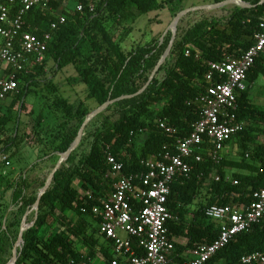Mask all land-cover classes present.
Segmentation results:
<instances>
[{
    "label": "trees",
    "instance_id": "trees-1",
    "mask_svg": "<svg viewBox=\"0 0 264 264\" xmlns=\"http://www.w3.org/2000/svg\"><path fill=\"white\" fill-rule=\"evenodd\" d=\"M167 1L171 0H93L94 12L87 8L76 11L75 7L62 12L66 21L55 30L43 63L19 73L23 86L8 98V104L6 100L1 105L0 131L9 124L12 108L18 101L21 108L24 106L36 77H45V65L50 59L54 61V73L69 65L75 68L77 74L68 77L67 82L84 84L86 99H93L100 105L107 100H113V103L104 110L110 114L99 121L89 149L80 162L55 172L49 188L40 198L33 226L23 232V246L16 264H72L90 261L97 252L102 253L110 264L113 258L107 250L111 242L99 233L100 219L92 213V208L100 205L111 191V180L106 177L109 171L106 149L123 162L124 173L142 172L144 168L140 162L151 155L158 156L165 150L175 152L176 140L188 136L200 118L201 106L193 100L205 83L206 63L221 61L227 55L241 56L253 44L258 23L264 17V2L243 0L251 7L234 6L224 21L205 18L195 22L173 44L170 51L173 60L168 62L166 59L159 66L158 70L164 72L163 77L153 78L141 94L117 100L134 94L140 82L147 80L162 47L160 39L153 38L125 53L113 41L107 23L110 20L117 24L134 22L140 15L162 9ZM57 6L58 3L52 1L50 10H31L25 29L41 36L56 20L54 10ZM260 75L264 76V54L256 58L247 72L246 89L237 99V118L245 126L226 143L234 142L239 146L240 160H226L223 156L219 163H215L207 152L201 151L202 161L191 162L190 176L177 178L170 185L166 205L172 218L166 224L168 235L171 238L174 234H184L189 238L187 246L192 249L198 244H210L218 237V224L205 217L206 207L249 204L253 192L264 187V107L254 102L250 92V87ZM44 88L53 96V109L62 110L64 122L83 119L89 113L83 104L73 108L67 99L59 96V87L53 78L45 79ZM3 109L6 114L2 113ZM159 120H165L173 133L160 129ZM41 122L40 112L35 118L32 133L37 132ZM144 133L146 136L141 141ZM76 135L77 130L74 129L64 132L57 151L65 152ZM18 137L15 120L13 134L0 139V152L12 147L16 150ZM72 159L73 152L67 162ZM226 166L237 170L228 177ZM213 170L218 180L211 178ZM76 179L88 194L79 195L73 186ZM28 181L25 176H19V181L7 180L0 195V204L15 183L19 186L24 208L31 209L38 192L26 195L25 190L32 184ZM201 187L206 188V202L191 211L193 217L189 221V207L194 204ZM58 212L63 220L70 215L65 229L44 234L48 218ZM20 221L21 215L12 216L10 228H19ZM75 240L85 246L84 250L76 248ZM132 246L138 254L142 253L136 240L132 241ZM254 252H264V216L258 223L236 234L204 264H236L242 256Z\"/></svg>",
    "mask_w": 264,
    "mask_h": 264
},
{
    "label": "built area",
    "instance_id": "built-area-1",
    "mask_svg": "<svg viewBox=\"0 0 264 264\" xmlns=\"http://www.w3.org/2000/svg\"><path fill=\"white\" fill-rule=\"evenodd\" d=\"M52 1L59 5L60 0H0V107L17 93L19 73L43 63L55 30L66 21L62 12L56 13V20L41 36L25 29L30 11L50 10ZM85 8L94 12L93 0H76V11ZM262 54L264 17L253 44L241 56L227 55L221 61L206 63L205 83L193 100L201 106L200 118L188 136L176 140L175 152L151 155L140 162L142 172L124 173L123 162L106 149L111 191L92 213L100 219L99 233L111 242L114 258L110 264H204L236 234L264 216V187L253 192L249 204L208 206L204 215L218 224V237L210 244L196 245L190 250L191 258L172 260L175 245L166 226L172 218L166 205L170 185L177 178L190 176L191 162L202 161L201 151L215 163L223 158L225 144L243 128L244 123L237 118V99L246 89L247 72ZM158 127L168 134L174 131L165 120H159ZM133 240L141 254L133 249ZM236 264H264V252L244 255Z\"/></svg>",
    "mask_w": 264,
    "mask_h": 264
},
{
    "label": "rangeland",
    "instance_id": "rangeland-1",
    "mask_svg": "<svg viewBox=\"0 0 264 264\" xmlns=\"http://www.w3.org/2000/svg\"><path fill=\"white\" fill-rule=\"evenodd\" d=\"M216 2V0H171L167 1L162 9L140 15L134 22L131 23L125 21L117 24L115 21L110 20L107 23V28L112 35L113 41H115L125 53L137 46L148 43L153 38L160 39L162 37V41L160 40V46L162 47V52L159 56L160 59L169 46L172 36L173 43L171 48L173 44L179 41L185 31L195 22L205 18L216 19L218 18L216 16L223 17L231 5H227L222 8L202 9L187 13L177 21L175 30L171 31L170 25L176 14L183 9L190 7H201ZM75 5L76 0H60L59 5L54 10V12L55 14L65 11L69 12L74 9ZM170 51L167 56L168 62L173 60L170 57ZM44 70L46 72L45 77H36L35 83L30 86V93L24 100V106L21 108L18 101V104L12 108V115L9 124L4 126L0 131V139L11 136L14 131V124L16 120L19 134L16 142V150L15 147H12L9 150L0 152V195L4 187L7 185L6 181H19V176H25L26 179L29 180L28 182L32 181L31 186L25 190L26 195L39 192L48 175L56 166L59 158L61 157L62 153L57 151V146L60 142L61 135L69 129H74L78 132L84 120L83 118L70 122L63 121L61 117L62 110L53 109V96L49 95L44 88L46 78H53L55 84L59 87V96L67 99L73 108H76V106L81 103L89 112H91L100 105L93 99H86V86L84 84L80 83L71 85L67 82L68 77H73L77 74L75 68L72 65H69L54 73V61L53 59H50L45 65ZM153 70L147 75L148 78L146 81L140 82L139 88L134 94L121 96L117 98V100L134 97L141 94L152 81L151 80L149 84L146 85ZM163 75V70H157L153 78L161 79ZM261 78L262 76L260 75L256 79L255 83L250 87L253 100L258 105L259 80ZM22 86L23 84L21 80H19L17 92ZM144 87L145 89L142 90ZM8 101L9 100L7 99V104ZM40 112L42 114L40 128L36 133H32V127L34 125L35 118ZM2 113L6 114L5 109L2 110ZM107 114H110V112L103 111L87 124L83 131L79 145L73 151L74 159H72L71 162H67V160L63 161L59 168L75 166L80 162L82 156L89 149L90 143L92 141V134L95 128L102 117ZM244 126L245 124L243 125V128ZM145 136V133L142 134L140 140L142 141ZM231 145L232 146L229 151L224 154V158L226 160H240L239 153L241 150L239 146L236 143ZM245 159L249 161V157L246 156ZM236 170L237 169L230 166L225 167L228 177ZM215 177H217V175L213 170L211 178ZM42 183L43 185H41ZM73 186L77 189L79 195L84 196L88 194V191L80 185L78 179L74 181ZM18 188L19 186L14 183L13 188L9 189L6 193L5 201L2 200V205L0 204V212L4 214L3 216L2 213H0V264H11L12 249L19 234L20 225L17 229H11L9 226L12 216L21 215L22 220L23 215L28 212L25 224L29 225L34 220L35 211L32 208L29 210L24 208V205L20 200L21 193L19 192ZM206 198V188L201 187L199 193L197 194L196 200L192 205L193 210L196 209L200 203H205ZM69 217H67V219ZM63 219L64 217L60 212H58V214H54L52 217H49L47 224L44 227L45 229L43 230V233L48 235L51 231L64 230L67 219ZM22 246L23 244H21V248ZM75 246L79 250H84L85 247L80 243L79 240H75ZM17 250L20 252V247H18Z\"/></svg>",
    "mask_w": 264,
    "mask_h": 264
},
{
    "label": "water",
    "instance_id": "water-1",
    "mask_svg": "<svg viewBox=\"0 0 264 264\" xmlns=\"http://www.w3.org/2000/svg\"><path fill=\"white\" fill-rule=\"evenodd\" d=\"M264 2V0H260L259 1V4H262ZM229 4H235L237 5L238 7H241V8H248V7H251L250 4L244 2L243 0H222V1H219V2H216V3H213V4H208V5H205V6H201V7H190V8H187V9H183L181 10L180 12H178L176 14V16L173 18L172 22H171V25H170V28H171V31H174L175 30V25L177 23V21L185 14L187 13H190L192 11H196V10H202V9H215V8H221V7H224V6H227ZM160 40L162 41V37L160 38ZM173 43V36H172V39L170 41V44L169 46L167 47V49L165 50V52L163 53V55L160 57L158 63L156 64L150 78L148 79V82L146 85L149 84V82L152 80L155 72L158 70L159 66L165 62V60L167 59V56L169 54V51H170V48H171V45ZM145 87L142 89L144 90ZM111 103H113V100H107L106 102H104L103 104L99 105L97 108H95L94 110H92L91 112H89L87 114V116L84 118L78 132H77V135L75 137V139L73 140V142L70 144V146L67 148V150L65 152H63L61 154V157L59 158L56 166L53 168V170L50 172V174L48 175L44 185L42 186V188L40 189V191L38 192V195H37V198L32 206V209L35 211V215H34V220L29 224H25V220H26V217L28 215V212H26L23 217H22V220H21V223H20V230H19V234L17 236V239H16V242H15V245L12 249V258H11V264H16L17 262V259H18V256L20 254V252H18V247H20V250H21V244H23V232L25 230H27L28 228H30L31 226H33L36 218H37V211H38V208H39V201H40V198L42 197V195L47 191V189L49 188L52 180H53V177L55 175V172L59 169L61 163L63 161H66L69 157V155L77 148V146L79 145L80 141H81V138H82V135H83V131L84 129L86 128L87 124L93 119L95 118L96 116H98L99 114H101ZM19 250V251H20Z\"/></svg>",
    "mask_w": 264,
    "mask_h": 264
},
{
    "label": "crops",
    "instance_id": "crops-1",
    "mask_svg": "<svg viewBox=\"0 0 264 264\" xmlns=\"http://www.w3.org/2000/svg\"><path fill=\"white\" fill-rule=\"evenodd\" d=\"M229 5H231V6L225 12V15L223 17L216 16V17H218V18H216V20L221 19L224 21L225 19H227L229 14L233 10L234 6H237L235 4H229ZM261 76H262V78L259 80V106L264 107V76L263 75H261ZM259 139L262 140V138H259ZM231 144L234 145L233 142L226 144L225 149H224V154L229 151V149L232 146ZM5 199H6V196L4 197L3 201H5ZM192 210H193V206H190L189 207V214L187 216L189 221H191L192 217H193L192 212H191ZM119 235L122 237H126L125 234L121 233V232H119ZM171 239L173 240L174 245H175V250L172 254V260L173 261L181 262L183 260L191 258L190 250L192 248L187 246L188 240H189V238L187 236H185L184 234H174V235H172ZM107 251H108L110 257L114 258V254L112 251V245L111 244L109 245ZM90 262H91V264H108L106 257L100 252H97V255L92 260H90Z\"/></svg>",
    "mask_w": 264,
    "mask_h": 264
}]
</instances>
